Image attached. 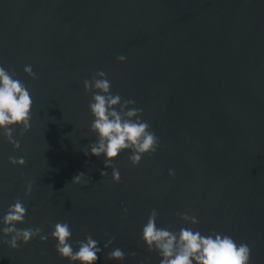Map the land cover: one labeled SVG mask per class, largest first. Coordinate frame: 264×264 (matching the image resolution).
Returning a JSON list of instances; mask_svg holds the SVG:
<instances>
[{
  "label": "water",
  "instance_id": "95a60500",
  "mask_svg": "<svg viewBox=\"0 0 264 264\" xmlns=\"http://www.w3.org/2000/svg\"><path fill=\"white\" fill-rule=\"evenodd\" d=\"M0 66L33 100L30 130L14 129L20 148L0 136V218L19 198L27 212L17 228L49 235L15 251L0 244V264H68L50 237L57 222L69 224L74 248L88 235L102 249L115 237L96 264H160L141 240L153 209L158 228L178 232L177 213L188 211L202 235L247 243L250 264H264V0H0ZM97 71L159 139L136 167L129 151L113 161L118 184L103 155L83 153L96 141L83 82ZM13 156L25 165H9ZM81 172L87 186L71 183ZM117 247L126 258L105 260Z\"/></svg>",
  "mask_w": 264,
  "mask_h": 264
},
{
  "label": "clouds",
  "instance_id": "9594fccd",
  "mask_svg": "<svg viewBox=\"0 0 264 264\" xmlns=\"http://www.w3.org/2000/svg\"><path fill=\"white\" fill-rule=\"evenodd\" d=\"M127 57L119 55L117 62L124 63ZM24 74L36 79L31 65H26ZM111 81L104 71H97L91 80L83 82L86 93H91L88 105L93 117L89 131L96 136V141L90 143L85 155L95 157L104 156V168L111 169V181L120 183L119 170L113 161L124 151H129V163L136 167L144 156H152L159 148V139L150 129V124L142 119L143 109L135 107V101L125 100L119 94H111ZM33 100L26 85L15 77L14 72L0 66V136L8 143L13 151L20 148V139L14 137V129L19 128V137H23L30 130V119ZM11 166L23 167L24 157H9ZM107 171H101L100 176H107ZM169 177H174V170H169ZM84 173H79L71 183L79 185L84 181ZM32 184L25 186V197L31 195ZM127 209L124 214L127 215ZM27 208L17 198L8 207L6 214L0 218V244L15 251L18 247L26 246L30 241L39 237L41 243L49 239L48 234H41L39 227L17 228L25 221ZM180 221L185 225L178 232L167 228H158L156 221L158 213L153 209L146 224L142 228L141 240L148 253L155 252L160 258V264H250L251 248L247 243H238L231 236L220 233L202 235L195 230L198 218L188 211L177 213ZM107 237V234H105ZM72 230L67 222H57L50 237L56 242L55 251L61 260L68 264H96L99 254L114 243L115 237H107L103 249L99 242L86 236L83 240L75 241V248L69 240ZM136 252L127 254L129 259L136 256ZM126 258L121 248H113L105 255V260L120 262Z\"/></svg>",
  "mask_w": 264,
  "mask_h": 264
}]
</instances>
